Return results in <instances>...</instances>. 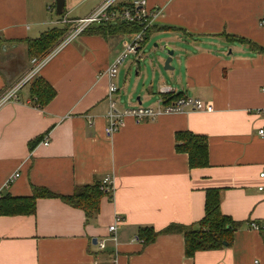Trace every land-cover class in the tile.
<instances>
[{
	"label": "crops",
	"instance_id": "obj_1",
	"mask_svg": "<svg viewBox=\"0 0 264 264\" xmlns=\"http://www.w3.org/2000/svg\"><path fill=\"white\" fill-rule=\"evenodd\" d=\"M98 1L63 0L58 15L55 0H0V94L29 68L24 39L60 16L81 18ZM144 1L159 14L112 78L104 71L133 31H83L40 68L55 90L48 103L33 104L29 82L0 106V196H31L36 187L72 195L104 176L112 183L89 220L57 196H37L31 213L0 212V264H264V234L249 228L264 224V139L256 134L264 126V0ZM166 49L171 70H162ZM110 82L117 92L107 96ZM161 86L210 109L138 123L125 116L105 134L109 100L117 111L157 108L171 98ZM184 132L205 137L204 167L176 151ZM206 189L218 191L220 212L238 223L227 245L186 257L182 234L161 231L199 221ZM147 226L157 235L143 243L137 230Z\"/></svg>",
	"mask_w": 264,
	"mask_h": 264
},
{
	"label": "trees",
	"instance_id": "obj_2",
	"mask_svg": "<svg viewBox=\"0 0 264 264\" xmlns=\"http://www.w3.org/2000/svg\"><path fill=\"white\" fill-rule=\"evenodd\" d=\"M136 31L137 26L118 23L116 25L91 26L83 31L99 33L105 36L125 30ZM65 27L54 26L37 37L24 39L26 45V55L41 57L55 46L63 37ZM82 31V32H83ZM29 90L33 104L42 108L52 98L55 93L51 84L46 82L41 76H36L29 83ZM175 96H171L168 100ZM177 152L186 154L188 166L204 167L207 164L206 159V141L204 136L195 135L191 132L178 134L174 143ZM100 181L93 182L84 186L76 187L72 195H57L50 193L39 187L34 188L31 196L14 197L7 195L0 196L1 213H31L34 210V202L37 196H57L72 208H78L83 211L86 220L92 219L98 212V201L103 192L98 190ZM218 191L216 189H206L203 199V214L201 219L190 226L168 225L162 232H179L183 236L184 255L191 257L195 251H207V249H220L230 241L232 231L238 222L232 221L229 217L222 214L219 210ZM137 235L143 243L152 240L157 232L150 226L139 227Z\"/></svg>",
	"mask_w": 264,
	"mask_h": 264
},
{
	"label": "built area",
	"instance_id": "obj_3",
	"mask_svg": "<svg viewBox=\"0 0 264 264\" xmlns=\"http://www.w3.org/2000/svg\"><path fill=\"white\" fill-rule=\"evenodd\" d=\"M96 7L88 14L81 18H66L60 16L54 24L58 27L66 26L65 32L61 40L49 49L45 55L41 57L32 56L29 61L28 70L16 80L13 85L8 87L0 94V106L8 100H17L15 93L22 85L32 81L40 71V68L46 64V62L56 54L64 45L72 41L74 38L82 34V31L91 26L103 25L109 26L123 23L127 25L137 26L136 31L132 32L131 39L126 42L124 48L112 59L111 64L105 69L104 74L109 78L114 76L117 67L127 58L128 55L136 57L141 49V44L147 37L149 28L155 18L159 14L158 9L151 10L147 8L144 0H99ZM264 92V85L261 87ZM160 93L163 97L171 96L173 90L171 88L161 86L159 87ZM117 89L111 82L107 86V96L114 95ZM164 100V98H162ZM109 107L105 113L104 119H106V125L104 132L107 135H111L119 128L123 122V117L130 116L136 123L141 122L144 118L153 119L159 113H173L182 112L187 109L191 110H209L210 106L204 104L202 101L197 99L175 96L171 100L165 101L162 105L157 108L151 107H129L122 111H117L115 104L112 100L108 102ZM264 112V109H263ZM257 136L264 139V126L257 128ZM42 142L44 145L49 144L47 135L43 136ZM18 174L14 173L10 178L16 177ZM258 177L264 178V170L260 171ZM9 178V180H10ZM8 182V181H7ZM112 183L110 177L104 176L100 181L98 190L100 192L111 193ZM263 187L258 186V190H262ZM120 220L119 216H115L114 223L110 224L107 229L112 232L115 228V224ZM249 228L254 231H258L264 234V224H259L254 221L249 222ZM99 248H102V242H97ZM253 264H258L257 260L253 261Z\"/></svg>",
	"mask_w": 264,
	"mask_h": 264
},
{
	"label": "water",
	"instance_id": "obj_4",
	"mask_svg": "<svg viewBox=\"0 0 264 264\" xmlns=\"http://www.w3.org/2000/svg\"><path fill=\"white\" fill-rule=\"evenodd\" d=\"M63 7H64L63 0H55L54 10L58 15L61 14ZM165 54L166 57L162 65V70H171V67L169 66V62L171 61V54H172L171 49L170 50L166 49Z\"/></svg>",
	"mask_w": 264,
	"mask_h": 264
},
{
	"label": "rangeland",
	"instance_id": "obj_5",
	"mask_svg": "<svg viewBox=\"0 0 264 264\" xmlns=\"http://www.w3.org/2000/svg\"><path fill=\"white\" fill-rule=\"evenodd\" d=\"M63 27H65L66 28V26H63ZM145 46H144V48H146V49H150V48H152V39L151 38H149L148 40H146V43L144 44ZM145 49V50H146ZM156 51H157V49H156ZM156 51H154L155 53H156ZM158 52V51H157ZM129 56V55H128ZM32 58V57H31Z\"/></svg>",
	"mask_w": 264,
	"mask_h": 264
}]
</instances>
